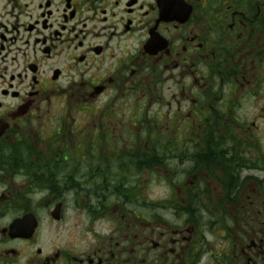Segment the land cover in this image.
<instances>
[{
  "label": "flooded vegetation",
  "instance_id": "1",
  "mask_svg": "<svg viewBox=\"0 0 264 264\" xmlns=\"http://www.w3.org/2000/svg\"><path fill=\"white\" fill-rule=\"evenodd\" d=\"M0 264H264V0H0Z\"/></svg>",
  "mask_w": 264,
  "mask_h": 264
},
{
  "label": "rangeland",
  "instance_id": "2",
  "mask_svg": "<svg viewBox=\"0 0 264 264\" xmlns=\"http://www.w3.org/2000/svg\"><path fill=\"white\" fill-rule=\"evenodd\" d=\"M159 190H160V191H164V189H162V188H160Z\"/></svg>",
  "mask_w": 264,
  "mask_h": 264
}]
</instances>
